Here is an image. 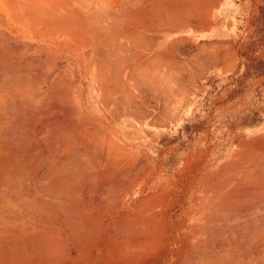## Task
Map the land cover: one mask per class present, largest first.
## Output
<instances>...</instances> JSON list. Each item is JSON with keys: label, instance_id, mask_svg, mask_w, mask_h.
I'll return each instance as SVG.
<instances>
[{"label": "bare ground", "instance_id": "obj_1", "mask_svg": "<svg viewBox=\"0 0 264 264\" xmlns=\"http://www.w3.org/2000/svg\"><path fill=\"white\" fill-rule=\"evenodd\" d=\"M205 8L0 0V264H264L263 96L177 148L197 98L156 94Z\"/></svg>", "mask_w": 264, "mask_h": 264}, {"label": "crops", "instance_id": "obj_2", "mask_svg": "<svg viewBox=\"0 0 264 264\" xmlns=\"http://www.w3.org/2000/svg\"><path fill=\"white\" fill-rule=\"evenodd\" d=\"M205 7L206 13L203 19L202 29L192 30V28L190 29L188 27L189 32L187 31L186 34V37H189L187 46L188 48L186 47L182 50V52H180L181 54L184 52V54L187 56L184 58V60H188L187 62L191 63L196 60L192 58V56L195 55H192V53L194 51L197 52L196 50H199L200 52L201 48H203L201 49L203 51H205V49L208 50L209 48V51H213L212 55H214L215 58L211 55V53H209V55L207 51H205L206 55H209L206 56V58H210L212 56L211 59L207 58V60L209 59L208 64L209 62L210 64L208 65L207 60L205 61L206 58L204 52L203 57L205 59L203 57L202 58L205 62L202 58H200L197 62L200 63L198 64L199 66H202L198 67V65H196L197 63H192L194 67L193 69L192 65H189V63L184 60H182L184 65L181 64V54H178L180 53L178 52L177 56L174 57L175 64L173 65V68H175H172L174 75L172 74L171 78V90H169L168 87H166L162 92L157 90V98L161 94L166 96L163 98H213L215 100L218 98L220 104L227 102V98H254V94L244 95L241 93L242 88L244 89V87L248 89L256 88V91L261 89L259 91L260 93H258L260 96L259 98L262 96V98H264V0H205ZM166 34V32H162V34L160 32L155 36H149L152 42H147L150 43L147 46H150L152 43V45L157 44L161 48L165 47L167 50H169L168 47H170L172 43H169L168 41L170 39L173 40V38L176 36L173 35L170 37L168 34ZM198 35L202 36L199 37ZM189 45L192 47L194 46V49ZM196 46L200 47V49H198ZM188 56H190L191 59ZM184 62L186 65L188 64V68L186 69H188L189 72L191 70L190 73H187V77H189V74L191 80L195 79L194 77H196V81L194 80L193 84H189L191 83L189 78L185 79V71L188 70L183 69L185 66ZM206 65H208V67ZM176 66H178V68ZM179 66L182 67L181 70ZM175 69H178V73ZM179 70H183L185 74L183 75V73H180L182 74L181 76L179 74ZM196 70L197 72L201 71L204 73L200 72L201 74H199L196 72ZM254 72L258 73L256 74ZM202 74L204 76H202ZM187 79L188 82L190 81L189 83L187 82ZM180 83L183 85H180ZM193 87L195 89H192ZM143 90L148 91L149 89L147 88ZM168 92H170V96H167ZM148 93L149 91L146 92L145 95L148 96ZM222 107L223 106L220 105V108Z\"/></svg>", "mask_w": 264, "mask_h": 264}, {"label": "rangeland", "instance_id": "obj_3", "mask_svg": "<svg viewBox=\"0 0 264 264\" xmlns=\"http://www.w3.org/2000/svg\"><path fill=\"white\" fill-rule=\"evenodd\" d=\"M186 54L185 55H182L180 56V58H182L181 60H183L184 58H186ZM256 73V72H255ZM258 73V72H257ZM245 90V91H244ZM244 95H249V94H254V98H229V100L227 102H223L222 104H220L218 98L213 99L215 100L214 103L211 102V100H208L207 102H204L202 99H196V103H194V107H196L195 109H193L192 113H190L191 115L186 118L184 120V123L185 125L182 126L183 130L181 129L180 130V135H179V139H178V142H176L174 145H178L177 148H185L186 144L188 143L189 140L193 139V138H197V137H200V136H203L205 134H208L209 131H211V129L213 128V118L212 117L215 112H212L213 109H210V104L215 108H220V105L222 106H227L229 105V107L227 108V110H225L223 107L220 109V110H225V114L226 115H229V112L230 111H239V109H242L244 106H245V103L248 101L249 99V105H252V101L254 99H257L256 97L259 98V92L256 91V88H242V92ZM207 99H210V98H207ZM223 99V98H221ZM228 99V98H227ZM239 101V102H238ZM195 102V101H194ZM206 103V105H205ZM237 103V104H236ZM240 103V104H239ZM203 104V105H202ZM208 104V105H207ZM227 104V105H226ZM232 105V106H231ZM244 105V106H243ZM239 106V107H238ZM234 107V108H233ZM251 107L250 110H248V114H251L252 112V106H249ZM209 108V109H208ZM237 108H239L238 110H236ZM204 109V110H203ZM231 109V110H230ZM200 110V111H199ZM199 112V113H198ZM209 112V113H208ZM222 112V111H221ZM220 112V113H221ZM213 113V114H212ZM211 114V115H210ZM234 114H237V113H234ZM195 115V116H194ZM209 115V116H208ZM206 116V117H205ZM219 116L216 115L215 117ZM190 118V119H189ZM233 118V120H231ZM240 119V118H239ZM190 120V121H189ZM216 120V119H215ZM248 120H249V123H248ZM226 124L225 127L227 128V130H232V131H235V117H229L227 120H226ZM245 119H242V123H241V126H246V125H249V128L251 127H257L259 126L260 124V120H259V117L257 118V116H253L251 117L250 119L247 118V120L245 121ZM257 124V125H256ZM232 125V126H231ZM210 126V127H209ZM187 128V129H186ZM201 133V134H200ZM199 134V135H198ZM185 136V137H184ZM193 136V137H192ZM187 139V140H186ZM172 146V144H164L163 145V148L164 150H167L169 147Z\"/></svg>", "mask_w": 264, "mask_h": 264}]
</instances>
